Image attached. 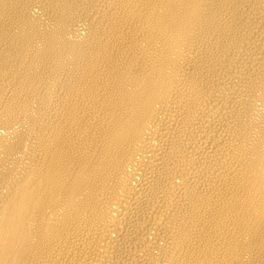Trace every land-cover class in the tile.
<instances>
[{"label": "bare ground", "instance_id": "6f19581e", "mask_svg": "<svg viewBox=\"0 0 264 264\" xmlns=\"http://www.w3.org/2000/svg\"><path fill=\"white\" fill-rule=\"evenodd\" d=\"M0 264H264V0H0Z\"/></svg>", "mask_w": 264, "mask_h": 264}]
</instances>
